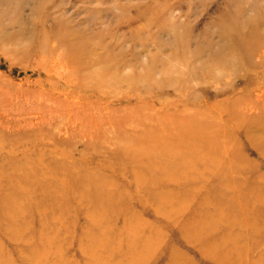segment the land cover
<instances>
[{
	"label": "rangeland",
	"instance_id": "rangeland-1",
	"mask_svg": "<svg viewBox=\"0 0 264 264\" xmlns=\"http://www.w3.org/2000/svg\"><path fill=\"white\" fill-rule=\"evenodd\" d=\"M260 115L264 0H0V264H220L224 242L264 259ZM199 120L226 153L177 144ZM153 130L152 166L120 155ZM25 171L47 200L16 195ZM78 179L108 183L97 225Z\"/></svg>",
	"mask_w": 264,
	"mask_h": 264
},
{
	"label": "bare ground",
	"instance_id": "bare-ground-1",
	"mask_svg": "<svg viewBox=\"0 0 264 264\" xmlns=\"http://www.w3.org/2000/svg\"><path fill=\"white\" fill-rule=\"evenodd\" d=\"M263 118H264V115H260L258 117V121L259 122H264ZM187 125L190 126V124H188V123H187ZM208 127H209V125L204 120L195 121V122H193V124L189 128L186 129L185 132H181L180 130L175 131L174 132V135H175L174 138L176 137L178 139L177 140V144H179V145H185V144L189 143L190 141L194 142V144L195 143L201 144L205 148L206 152H210V151H214L215 150L214 152H215L216 156H219V155H222L223 153H226L225 152V148H221L219 146L218 139L215 140V139L212 138V136H211L212 129H208ZM207 130H208V132H207ZM152 132L153 133L151 135H146V136H145V133L143 132L144 133V135L142 136L143 138L138 139V140H140V142H139V144L137 146H136L135 143H133L134 141L129 142L131 146H129L128 144H127V146H129L130 148L129 147L128 148L124 147V148L127 149L126 151H131V150H133V151L129 152V153H126V154L121 153L120 155L123 156L124 159L128 160L129 162L132 161L133 164H139L142 161H146L148 163V166H152L153 162L155 161V159H157V157H156V154H150L149 153L150 150L144 149V145H145L144 137L157 138L158 142L160 143V140H161L160 137L162 135V132L160 130H153ZM166 132H170V131H166ZM252 132H254V131L247 132V134L249 135V139H250L251 143H255V144L257 143V146L259 147V149L260 148L262 149V153L264 154V138H262L261 140L260 139L257 140L255 138V135L251 134ZM183 134L184 135L186 134L187 137H183L182 136ZM189 134H191V135L189 136ZM124 146H126V145H124ZM174 146L175 145L168 143L166 145V149L165 150H163L161 146H159L157 148H158V150L160 149V151L163 150L162 153H163L164 157H169L170 155H173V153H174L173 152L175 150V149H173ZM218 146H219V148H218ZM176 147H179V146H176ZM159 158L161 159V157H159ZM180 159H182V158L179 157V160ZM189 159H191L192 164H194L196 161H198V162L203 161V160L204 161H209V160H207V155H199L197 153L191 154ZM185 161H186V159L182 160V162H185ZM217 163L218 162L215 163V166L217 165ZM16 167H17V165H16ZM147 169H148V167L145 168V172L146 173H147V171H146ZM25 173H26V171H25ZM23 174H24V172H23ZM26 174L27 175H26L25 178L27 179V188H25V189H27V191H22L20 194H16V195L19 198H21V199L23 197H27V199H29L28 197L32 198V196H29V195L33 192L35 194L37 193L39 195V198L42 197V198H45L44 200H47L48 198L46 197L47 196L46 188H49V187L44 185V183L42 182L43 180H41L40 183L32 184L29 181V179H28V173H26ZM12 177H14V176H12ZM152 177L153 176L151 175V178ZM12 179H14V178H12ZM15 179H16V177H15ZM45 181L49 184L50 187H52V189L50 190V193L55 195L54 197L56 199H65L66 197H69L68 195H71L70 192H69V189L66 188L67 185L64 183V181L62 183L61 182L54 183V182H49L47 180H45ZM11 183H12V181H11ZM106 184H108V183L107 182H96L95 183V182H92V181H89V180H86V179H83L81 181L78 179L76 181L77 187H80V188L82 187L83 189H84V187H90L89 188L90 190H87V193L90 191V193L93 192V194H94L93 198H90V196L87 193H84L82 191L83 194H84L83 195L82 192H81V195H82L83 199H92L93 202L96 204V207H97L96 209L98 211L96 212V215L94 216V218L92 220V223L95 224V225H97L96 223L100 219H103L106 216V214L108 212L107 210H111L110 201H109L110 191H108L107 189L104 188V185H106ZM108 188H110V187H108ZM257 189H258V191H261V190L264 189V187L257 188ZM19 190H18V188H16V191H19ZM252 194L255 195V196L260 197L259 194H261V193H259V192L257 193V192L253 191ZM58 195H60V196L58 197ZM13 200H14V198H13ZM188 227H190V226L188 225ZM16 234H18V233H16ZM19 234H20V232H19ZM50 239H52V238H50ZM47 240H49V239L47 238ZM202 243H205V242L202 241ZM263 244L264 243H260L259 246H257L256 248L258 249ZM29 250H31V248H29ZM36 250H38V249H36ZM209 250L212 252L211 256H212L213 260L216 263L222 262L220 264H233V263H235V264H264V259L263 258H261V259L259 258L260 260H257L254 263H248V262L240 263L242 261V259H243V252L235 250L236 251L235 254L230 253L231 252V248L228 245H226V242H224L221 246L209 247ZM43 253L45 254V251ZM221 254H222V256H221ZM247 255H248V252L246 253V256ZM37 258H38V254L36 256V259ZM31 259H34V258H31ZM89 261H87V263H89V264L96 262V260H93V259L89 260ZM8 262H6V264H10Z\"/></svg>",
	"mask_w": 264,
	"mask_h": 264
}]
</instances>
